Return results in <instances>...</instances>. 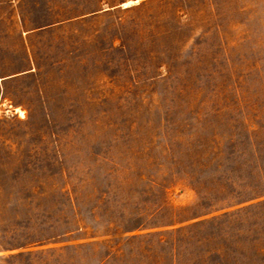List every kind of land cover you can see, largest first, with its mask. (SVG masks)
Masks as SVG:
<instances>
[{
    "label": "rangeland",
    "instance_id": "1",
    "mask_svg": "<svg viewBox=\"0 0 264 264\" xmlns=\"http://www.w3.org/2000/svg\"><path fill=\"white\" fill-rule=\"evenodd\" d=\"M0 264H264V0H0Z\"/></svg>",
    "mask_w": 264,
    "mask_h": 264
}]
</instances>
